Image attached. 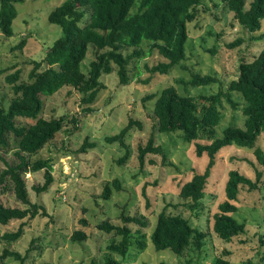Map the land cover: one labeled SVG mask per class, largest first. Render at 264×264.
Segmentation results:
<instances>
[{"label":"rangeland","instance_id":"1","mask_svg":"<svg viewBox=\"0 0 264 264\" xmlns=\"http://www.w3.org/2000/svg\"><path fill=\"white\" fill-rule=\"evenodd\" d=\"M64 1L26 0L14 5L18 15L12 24L13 36L8 38L0 30V105L7 108L14 97L7 77L21 71V81L28 80L32 62L42 61L48 49L61 37V28L51 24L48 17ZM251 1L247 0V7ZM188 29L186 59L182 63L166 75H152L145 65L153 67L164 59L155 50L149 52L146 45L144 50L148 56L130 63L129 85L120 84L116 71L101 78L105 89L90 106L91 112H85L89 106L81 104L82 96L73 88L66 87L52 97L43 98L39 117L46 120L65 117L62 131L33 157V160L52 161L54 183L49 191L37 194L34 187L44 184V171L27 174L25 179L31 202L44 207L48 216L24 220L27 223L25 234L15 244L0 239V255L4 249H9L21 253L26 258L25 264H91L93 260L100 264L107 255V246L120 238L100 231L97 226L105 221L123 226L121 215L125 214L143 216L149 225L128 224L135 238L138 230L146 234L145 249L141 251L134 245L126 259L115 255L121 264H213L224 253H229L225 258L232 264H264V165L258 161L254 149L232 145L219 152L201 202L202 210L192 212L187 206L190 202L180 198V188L195 174L205 171L208 157L199 158L195 143L185 142L178 134H160L154 115L157 96L166 87L175 86L180 94L192 96L213 95L227 89L237 78L240 64L251 62L264 49V20L261 30L251 34L237 23L234 14L220 0H205L199 7L197 20L189 24ZM239 40H242L241 45L228 48ZM22 42H25L23 49H17ZM92 59L93 51L90 50L82 64L85 73ZM46 67L43 65L42 69ZM193 74L217 77L219 83L193 87L190 84ZM152 95L154 98L148 100ZM232 95L237 106L233 108L226 101L222 102L223 119L216 128L217 138L222 137L227 127L243 129L245 126V102L238 93ZM130 120L142 127L135 125L129 131L126 138L129 158L119 164L126 152L119 143H108L106 138L117 135ZM20 122L26 125L33 120L21 119ZM152 135L156 145L163 147L167 163L163 164L162 156L149 155L142 169L138 147L146 145ZM86 140L95 146L87 148L85 153L80 152ZM256 144L264 152V134ZM16 151L17 144L11 137L8 146L0 148V172L15 160ZM149 160L156 164H150ZM232 170L253 181L257 180L258 173L262 176L257 189L240 187L236 203L239 208L234 217L246 225V232L225 243L213 232L211 225L219 205L227 200L225 188ZM115 179L122 183V191L113 190L111 199L103 200L105 184ZM0 203L23 207L12 187L4 192L0 190ZM163 211L184 216L193 227L206 233L203 249L197 251L191 246L180 257L170 250L157 251L150 235ZM83 219L85 226L80 222ZM20 224L21 221H12L0 225V237L6 232L17 231ZM76 231L86 233L87 240L73 241ZM4 264L21 263L10 258Z\"/></svg>","mask_w":264,"mask_h":264},{"label":"trees","instance_id":"2","mask_svg":"<svg viewBox=\"0 0 264 264\" xmlns=\"http://www.w3.org/2000/svg\"><path fill=\"white\" fill-rule=\"evenodd\" d=\"M26 0H0V30L8 38L14 32L12 24L17 18L15 4ZM205 0H65L48 17L51 24L62 30V35L48 49L45 58L33 61L28 80L21 81V71H16L7 77L12 86L14 97L8 107L0 105V148L7 147L11 137L17 144L15 160L7 164L0 172V190L10 187L17 200L23 207H8L0 203V225L12 221H21L17 231L6 232L0 239L8 244L17 243L25 234L26 219L38 216L47 217L46 209L32 203L26 183L27 174L44 171L45 182L42 186L34 187L37 194H42L52 187L53 164L50 159H37L38 155L56 135L62 131L65 117L46 120L39 117L43 108V98L52 97L63 88L69 87L81 94V104L89 106L85 112H91L92 106L99 93L105 89L101 78L114 71L117 72L120 84L129 85L130 63L134 59H145L148 54L144 47L148 45L149 52L157 51L164 62L150 67L145 65L152 75H166L186 59V45L189 40V24L195 22L199 15V7ZM226 9L234 14L237 23L251 34L262 28L264 20V0H252L247 7V0H220ZM25 42L17 49L21 50ZM242 44V40L229 45L233 49ZM93 51V59L89 71L82 70V64ZM132 51V52H130ZM43 65L47 67L43 70ZM219 83L217 77L193 74L191 86L207 87ZM233 93H238L245 102L243 114L246 117L243 129L227 127L221 138H217V126L223 119L222 102L226 101L233 108L236 103ZM154 95L148 97L151 100ZM157 128L160 134H178L185 142L195 143L196 154L199 158L206 155L208 164L205 171L195 174L180 188L179 196L190 203L187 205L192 212H201V202L212 170L216 165L219 152L228 146H251L258 161L264 165V152L257 146L258 138L264 134V49L251 62L243 61L239 66L236 79L229 83L227 89H221L213 95H182L177 87L164 88L157 96L154 107ZM21 119L33 120L31 124H23ZM76 122V120H75ZM142 127L138 122L129 121L127 127L117 135L107 137L108 143H119L125 150L119 164L129 158V147L126 138L134 126ZM94 143L86 140L80 152L94 147ZM149 155L162 156L163 164L167 163V155L162 146L156 145L152 135L146 145H139L138 160L143 169ZM154 165L155 161L149 160ZM169 165H172L171 163ZM258 173L256 181L242 175L237 170L228 174L225 188L227 200L218 207V213L213 216L211 228L225 243L246 232V225L236 220L238 212V196L241 186L249 190L258 188L261 180ZM113 190L122 191V183L115 179L104 186L101 198L109 201ZM123 226H115L105 221L97 226L100 231L120 238L107 246V255L100 264H121L115 257L126 259L134 245L141 251L145 249L143 242L146 234L138 230L135 238L128 224L147 227L148 221L143 216L121 215ZM83 226L86 220L80 221ZM207 234L193 227L190 221L182 215H171L165 211L157 217L156 226L150 235V241L157 251L170 250L176 256H182L194 246L197 251L204 247ZM136 239V240H135ZM73 241L87 240V234L76 231ZM34 242V241H33ZM215 259L213 264H232L225 255ZM25 264L21 253L4 249L0 255V264L7 259ZM91 264H97L92 261Z\"/></svg>","mask_w":264,"mask_h":264}]
</instances>
